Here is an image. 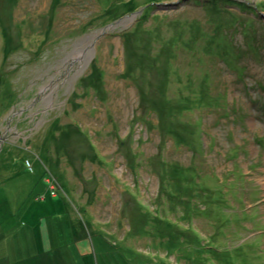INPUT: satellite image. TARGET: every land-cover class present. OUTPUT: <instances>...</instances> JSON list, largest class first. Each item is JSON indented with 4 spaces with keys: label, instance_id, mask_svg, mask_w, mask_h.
I'll return each mask as SVG.
<instances>
[{
    "label": "rangeland",
    "instance_id": "374dc122",
    "mask_svg": "<svg viewBox=\"0 0 264 264\" xmlns=\"http://www.w3.org/2000/svg\"><path fill=\"white\" fill-rule=\"evenodd\" d=\"M124 1L0 0V264H264V0H230L232 65L196 55L208 0ZM204 71L224 109L192 103Z\"/></svg>",
    "mask_w": 264,
    "mask_h": 264
},
{
    "label": "trees",
    "instance_id": "16d2710c",
    "mask_svg": "<svg viewBox=\"0 0 264 264\" xmlns=\"http://www.w3.org/2000/svg\"><path fill=\"white\" fill-rule=\"evenodd\" d=\"M121 1V0H120ZM124 1V0H122ZM129 4L124 2L120 3V6L124 9H122V11H133L131 9H136V6H139V4L135 3V0H129ZM235 4H233L230 0H208V2H206V7L208 10V15H210V18H208L210 20V25L211 26V33H205V37L207 39L206 43H202V45L199 47V49H196V55H201L202 57L206 58V57H210L214 54H218L216 55L219 58H222L223 60H225L229 65L233 64V60L236 59L235 56H237V52H235L236 46L230 42V39L228 37L225 36L223 29L225 27H232L235 23H239L241 29H245L242 31V33L247 37V45L248 47L251 46L252 44H254L255 41V37L253 35V31L251 30L250 26L253 22V19L251 17H244L243 19H241L240 17L242 16L241 14L235 12L234 10L230 9L231 5H235L237 7V10L240 11V13H245L248 9V5H246V2L244 1H234ZM133 6V7H132ZM228 9V10H227ZM115 12V7L112 8L110 10V13H114ZM119 13L120 12L119 10ZM145 14H143V16L145 17L146 15H149V12H144ZM147 13V14H146ZM228 15V18L224 17V14ZM117 14V13H116ZM142 16V17H143ZM240 19V20H239ZM180 24L181 22H176V24ZM175 27V26H174ZM182 32L184 33V35L186 36L187 34V38H190L191 34L188 31V25L185 23L183 26L180 25ZM202 29V28H201ZM249 29V30H248ZM198 32V30L196 31ZM248 34L251 35L252 37H248ZM126 35V34H125ZM203 35L199 32V38H201ZM230 37V34H229ZM159 38V37H156ZM155 39V38H154ZM153 39V40H154ZM192 40L194 41V43L197 44L199 43V40L197 38V35H193L192 36ZM7 43L9 42H13V40H10L9 38L6 41ZM211 44V45H210ZM218 44L219 47H221L223 49V51H220L218 49H216V45ZM239 54V53H238ZM161 55V49H158L155 53H154V60L156 58H158V56ZM171 57V55H169V58ZM166 63L168 67H165V69L167 68L168 70L166 72H170V73H174L171 65L169 64V60L166 59ZM100 72V70H99ZM101 74V73H100ZM101 76V75H100ZM211 80V74L209 71H204L202 72V74L200 75V78L197 79H193L191 80V84L188 85L187 87H185L186 91L188 90L192 95H193V100L192 103H194L195 108H197L196 104H200L201 107H206L208 105L211 104H218V105H222V92H218L215 96H211L210 94V87L208 88V82ZM177 81V80H176ZM176 100H178L179 103H183V101H188L187 96L185 95H180L178 98H176ZM162 102L165 104V107H163V111L165 112L164 115L167 119L168 115H173L174 113L180 114L184 109H180V107L175 106V105H171L167 102V100L163 99ZM182 106H186L185 104H183ZM224 109V105L220 106ZM160 110V109H159ZM179 110V112H178ZM155 111V110H154ZM166 119H162L161 122V129L163 130V128L166 129V135L174 138L175 136L179 135L182 133V127L184 128H190L188 125L186 124H180L178 125V123H174V121H166ZM166 122L169 123V125L166 126ZM177 124V125H176ZM165 126V127H164ZM192 129V128H190ZM176 133V134H174ZM197 133H201V131H197ZM184 143L190 147L193 146V142L185 140ZM128 152V151H127ZM126 152V153H127ZM129 156H131V153H128ZM134 157V156H133ZM176 164V163H175ZM177 167V171H180L182 173L181 179L183 180V182H187L189 183V189L192 188V190H189L191 192V194L193 193V181H194V169L193 166L190 169L181 167V165L176 164ZM168 173L167 175L169 176L168 179L170 180H175L174 182V187L177 188H181L180 186V180L179 178L175 177V173L173 172L174 169H167ZM166 176V175H165ZM163 177V180H167L166 177ZM200 197V195L198 196ZM206 202V201H205ZM23 205H21L20 210L18 211V213H21L22 216V212H23ZM184 212L187 213V217H191V211L187 210V209H183ZM3 213V211L1 212ZM194 216V215H193ZM139 219L142 220H147L148 219V213L147 212H143L141 210H139ZM158 222L160 221V219H157ZM1 221V218H0Z\"/></svg>",
    "mask_w": 264,
    "mask_h": 264
},
{
    "label": "bare ground",
    "instance_id": "6f19581e",
    "mask_svg": "<svg viewBox=\"0 0 264 264\" xmlns=\"http://www.w3.org/2000/svg\"><path fill=\"white\" fill-rule=\"evenodd\" d=\"M1 221H2V219H1ZM1 221H0V223H2Z\"/></svg>",
    "mask_w": 264,
    "mask_h": 264
}]
</instances>
